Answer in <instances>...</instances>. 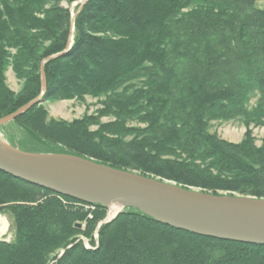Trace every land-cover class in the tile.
<instances>
[{
	"label": "trees",
	"instance_id": "trees-1",
	"mask_svg": "<svg viewBox=\"0 0 264 264\" xmlns=\"http://www.w3.org/2000/svg\"><path fill=\"white\" fill-rule=\"evenodd\" d=\"M79 1L0 0V120L41 96L42 68L44 102L102 97V108L67 123L48 121L38 105L0 131L21 128L36 145L18 143L26 152L74 155L208 194L264 199V144L258 147L251 131L240 143L209 131L211 122L236 118L264 127L261 0H88L72 13ZM9 67L24 82L18 94L6 85ZM254 92L259 100L249 110ZM103 118L114 120L101 124ZM2 209L14 238L0 242V264H264L263 245L200 237L132 208L103 224L95 245L107 207L0 172ZM82 223L85 230L76 226Z\"/></svg>",
	"mask_w": 264,
	"mask_h": 264
},
{
	"label": "water",
	"instance_id": "water-1",
	"mask_svg": "<svg viewBox=\"0 0 264 264\" xmlns=\"http://www.w3.org/2000/svg\"><path fill=\"white\" fill-rule=\"evenodd\" d=\"M77 15L72 18V35ZM41 74V96L0 120V127L44 103V68ZM0 172L85 205L119 204L124 209H136L159 224L200 237L264 246V199L208 194L74 155L26 152L3 140Z\"/></svg>",
	"mask_w": 264,
	"mask_h": 264
},
{
	"label": "rangeland",
	"instance_id": "rangeland-1",
	"mask_svg": "<svg viewBox=\"0 0 264 264\" xmlns=\"http://www.w3.org/2000/svg\"><path fill=\"white\" fill-rule=\"evenodd\" d=\"M84 2L85 0H80L79 2L75 3L71 7L72 13L75 12L78 6H80L78 8L80 10ZM258 6L262 8L264 6V0H261L258 3ZM5 77H6L7 87L11 91L18 94L22 90L24 86V82L17 80L11 67L7 69L5 73ZM104 100L105 98H102V97L101 98L85 97L83 100H72V101L49 100V101H45L43 104H41V106L47 112L48 121H63L67 123H72L74 121L83 119V117L85 116H96L98 111L102 108V102H104ZM258 100H259V94L257 92H254L253 94H251L250 99H249V105H248L249 110H252L256 107ZM113 120H114L113 118H103L101 119V124H107L109 122H113ZM130 126L140 128V126L136 124H132V125L130 124ZM209 129H210L209 131L211 134H216L220 139H223V140H226L232 143H240L245 137V134L247 133V131H251L252 135L255 138L256 145L260 147L264 144V127H256L254 125H251L250 127H246L243 119L241 118H236V119L229 120V121L211 122ZM97 130H98V127H95V126L90 128V131L92 132H95ZM0 137L4 142L8 143L9 145L11 144L7 141V138L12 139L15 142L13 145L17 146V148L19 147L18 143L23 144L24 146H26L27 149H33L34 146H36L32 142V140L23 131H21V128H19L18 126H7L3 131H0ZM32 144L34 145L32 146ZM221 195L232 196L229 194H221ZM121 209L124 210V208H121ZM115 213L116 212L112 211L110 207H107L104 219L102 220L101 223L97 224V228L92 238L95 245L99 243L100 227L103 224H108L112 222L116 218ZM0 217L4 218L8 222L7 233L5 236L0 238V242L10 243L14 238V228H13L12 217L8 213H6L4 209L0 210ZM89 218L91 219L92 216L90 215ZM76 226L77 228L78 226H80L79 228H82L83 230H85L86 223L77 224ZM77 238L81 239L87 248H92L90 240H87L83 237H80V238L77 237ZM63 254H64V250H60V251H57L54 255L62 257Z\"/></svg>",
	"mask_w": 264,
	"mask_h": 264
},
{
	"label": "bare ground",
	"instance_id": "bare-ground-1",
	"mask_svg": "<svg viewBox=\"0 0 264 264\" xmlns=\"http://www.w3.org/2000/svg\"><path fill=\"white\" fill-rule=\"evenodd\" d=\"M0 141H2L0 137ZM109 207L112 211L116 212L115 215L120 211L122 205L119 204H109ZM114 214V213H113ZM8 229V222L0 217V238L6 235Z\"/></svg>",
	"mask_w": 264,
	"mask_h": 264
}]
</instances>
